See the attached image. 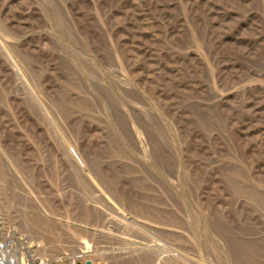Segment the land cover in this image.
Listing matches in <instances>:
<instances>
[{
	"label": "rangeland",
	"instance_id": "1",
	"mask_svg": "<svg viewBox=\"0 0 264 264\" xmlns=\"http://www.w3.org/2000/svg\"><path fill=\"white\" fill-rule=\"evenodd\" d=\"M1 219L33 264H264V0H0Z\"/></svg>",
	"mask_w": 264,
	"mask_h": 264
},
{
	"label": "built area",
	"instance_id": "2",
	"mask_svg": "<svg viewBox=\"0 0 264 264\" xmlns=\"http://www.w3.org/2000/svg\"><path fill=\"white\" fill-rule=\"evenodd\" d=\"M1 237H2V235L0 234V238ZM2 239L4 240V243H1V242L0 243L3 244V248L4 249L8 248L10 255H13L12 253L15 250H18L20 252V248L14 247V243L15 242H17L19 245H21V250L23 249L22 254L25 257H27V259L25 258L26 261H23V262L28 264L29 258H28L26 253H23V252H25L24 251V245H25V242H27V241L22 240V238H19V237L13 238V236H7V237L2 238ZM18 240L22 241V242H18ZM20 255H21V253H20ZM6 259H9V258H6ZM51 264H97V263L93 262L88 257H83V258L80 259V257L77 254H74V255H71V256H67L65 258L54 259V261L53 260L51 261Z\"/></svg>",
	"mask_w": 264,
	"mask_h": 264
},
{
	"label": "bare ground",
	"instance_id": "3",
	"mask_svg": "<svg viewBox=\"0 0 264 264\" xmlns=\"http://www.w3.org/2000/svg\"><path fill=\"white\" fill-rule=\"evenodd\" d=\"M28 241H30V240H28ZM30 243L25 242L24 249L27 251L26 254L29 257L30 264H33V261L35 260V257H34L35 255L32 254V249H31ZM5 250L6 249L3 248V244L0 243V259H1L0 264H26V263L22 262V259H21V256H20L18 250L13 251V253H12L13 257L12 258L7 257ZM6 258H9V259H6Z\"/></svg>",
	"mask_w": 264,
	"mask_h": 264
},
{
	"label": "crops",
	"instance_id": "4",
	"mask_svg": "<svg viewBox=\"0 0 264 264\" xmlns=\"http://www.w3.org/2000/svg\"><path fill=\"white\" fill-rule=\"evenodd\" d=\"M2 223V219H1V221H0V224Z\"/></svg>",
	"mask_w": 264,
	"mask_h": 264
}]
</instances>
